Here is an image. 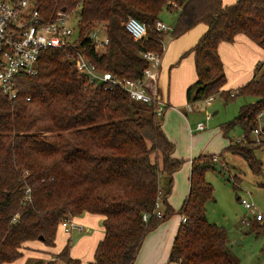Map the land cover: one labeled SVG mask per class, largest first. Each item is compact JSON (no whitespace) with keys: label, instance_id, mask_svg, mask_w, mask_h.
<instances>
[{"label":"trees","instance_id":"obj_1","mask_svg":"<svg viewBox=\"0 0 264 264\" xmlns=\"http://www.w3.org/2000/svg\"><path fill=\"white\" fill-rule=\"evenodd\" d=\"M34 3L45 20L62 9L74 16L75 49L99 71L121 79L142 77L148 65L143 52H161L166 36L177 38L204 24L205 32L182 55H193L196 73L186 88V103L194 110L210 95L224 100L253 96L254 101L242 104L220 130L228 137L236 126L242 128L243 140L229 138L222 151L240 155L252 172L260 171L253 149L264 145V59L255 64L246 83L224 89L227 79L219 46L242 35L264 50V0ZM163 9L176 13L169 31L155 28ZM128 17L145 23L142 39L134 40L124 28ZM98 26L108 39L103 47L89 37ZM67 53L65 48L42 50L37 73L16 77V98L0 90V264H15L26 252L36 251L37 243L43 245L44 255L27 257L24 264H81L70 255L68 241L55 251L56 235L63 230L62 218L85 213L101 216L104 231L87 264H133L145 235L176 213L186 219L178 227L168 264H238L226 229L206 217L205 203L213 198V187L205 174L214 168L215 154L190 159L188 192L175 210L168 197L173 173L184 160L174 155L158 101L133 100L120 88L90 83ZM258 131L257 144L250 134ZM259 185L264 187V178ZM157 200L160 217L153 213ZM248 225L264 233L263 217Z\"/></svg>","mask_w":264,"mask_h":264},{"label":"rangeland","instance_id":"obj_2","mask_svg":"<svg viewBox=\"0 0 264 264\" xmlns=\"http://www.w3.org/2000/svg\"><path fill=\"white\" fill-rule=\"evenodd\" d=\"M175 15L174 11L163 9L160 18L170 25ZM69 23L74 26V16L70 17ZM97 29L99 35L102 36L103 27L98 26ZM254 99L253 96L247 95L224 100L217 94L210 104L187 112L186 118L183 114H178L179 111L166 115L167 110H171L169 108H166L165 113L167 136L175 144V155L184 160L175 174L180 184V195L187 175L188 160L200 153H214L217 158L214 168L205 174L206 180L213 187V198L205 203L206 217L209 222L226 229L229 250L236 257L238 264H264V233L251 229L248 221L254 220L255 214L246 209L237 199L239 197L251 201L264 220V187L259 185L264 178V145L253 149L261 161L260 171L254 173L240 155L226 150L222 151L229 144V138L235 141L243 140L242 128L236 126L229 131L228 137H224L221 136L220 125L232 120L238 114L242 104L253 102ZM164 109V105L159 108L161 118L164 117L162 114ZM207 115L210 117L207 118ZM198 122L203 123L205 127L203 130L195 131ZM259 133L258 131L250 134L251 138L256 139L257 144ZM221 151L222 154L218 157L217 154ZM179 194L172 198V205L176 209L182 202Z\"/></svg>","mask_w":264,"mask_h":264},{"label":"built area","instance_id":"obj_3","mask_svg":"<svg viewBox=\"0 0 264 264\" xmlns=\"http://www.w3.org/2000/svg\"><path fill=\"white\" fill-rule=\"evenodd\" d=\"M34 4V0H0V90L9 98L17 97L16 77L37 73L38 58L42 50L65 48L69 51L67 56L74 60L79 71L88 75L90 83L101 84L104 89L120 88L125 90L133 100L144 102L156 100L152 86L158 78L165 44L170 39L169 36H166L161 52H143V57L147 60L148 65L143 70L142 77L121 79L111 72L99 71L95 64L88 60L80 50L75 49V29L69 23L70 16L68 13L60 10L52 19L45 20L40 16ZM123 26L134 40L142 39L146 34L145 23L135 17H128ZM155 28L169 31L171 25L162 20H157ZM89 37L98 47H103L108 41L104 34L99 35L98 29L92 31ZM213 98L214 95H210L203 103L208 105ZM192 109L193 104H185L186 112L192 111ZM203 128V123L198 122L196 124V130ZM239 202L254 213L256 219L262 218L261 213L257 211L251 201L246 198H239ZM153 213L158 217L162 215L160 200L156 201ZM146 218L147 215L144 214L143 219ZM185 219L183 215L180 217L181 222H184ZM61 226L65 232L71 230L82 232L85 230V227L77 223L73 216L62 218Z\"/></svg>","mask_w":264,"mask_h":264},{"label":"crops","instance_id":"obj_4","mask_svg":"<svg viewBox=\"0 0 264 264\" xmlns=\"http://www.w3.org/2000/svg\"><path fill=\"white\" fill-rule=\"evenodd\" d=\"M234 1L235 0H222L224 4H231ZM205 30L206 26L199 23L181 36L169 39L165 44L158 78L152 86V90L159 103H162L164 107L169 105L165 107L162 112L164 116L162 127L166 135H168L165 126L166 108L171 109L167 110L169 114L166 113V115H171L174 111H179L178 114H183L186 118V113L183 111L187 102L185 91L187 86L196 79L193 55L191 53L185 56L182 55L195 44ZM219 54L224 64L227 79L226 84L223 87L224 89L237 88L246 83L252 77L255 64L264 58V50L255 42L242 35H239L233 43H221L219 46ZM162 104H160V106ZM208 116L209 115H207V118L210 117ZM220 133L221 136H223L221 130ZM190 159L188 160L189 165L186 171V178L182 184L181 195L179 194L180 184H178V180L175 177L178 170L173 173V186L168 197V202L172 207V198L174 195L179 194L182 198V202L187 195ZM174 209L176 210V208ZM180 217L181 216L177 213L173 214L170 218L161 222L156 228L148 232L143 239L133 264H168L169 252L181 223ZM74 220L83 225L85 230L82 232L77 230L65 232L59 228L56 235L55 251L59 250L68 241L70 243V255L74 258L80 259L81 264H87V262L93 259L96 245L98 241L102 239L104 234L101 223L102 217L96 214L85 213L80 216H75ZM34 245L37 250L26 252L23 258L15 264H23L26 258L30 256L41 257L44 255L40 252L44 250L43 245L40 243Z\"/></svg>","mask_w":264,"mask_h":264},{"label":"water","instance_id":"obj_5","mask_svg":"<svg viewBox=\"0 0 264 264\" xmlns=\"http://www.w3.org/2000/svg\"><path fill=\"white\" fill-rule=\"evenodd\" d=\"M62 11H63V9H62Z\"/></svg>","mask_w":264,"mask_h":264}]
</instances>
